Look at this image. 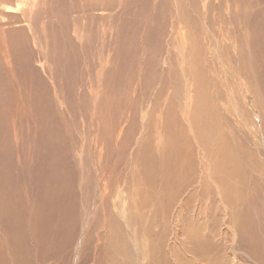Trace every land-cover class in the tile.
<instances>
[{"label":"rangeland","instance_id":"1","mask_svg":"<svg viewBox=\"0 0 264 264\" xmlns=\"http://www.w3.org/2000/svg\"><path fill=\"white\" fill-rule=\"evenodd\" d=\"M10 1L0 264H264V0ZM187 29L205 54L184 70L190 122L173 44ZM215 42L261 69L243 94Z\"/></svg>","mask_w":264,"mask_h":264},{"label":"bare ground","instance_id":"2","mask_svg":"<svg viewBox=\"0 0 264 264\" xmlns=\"http://www.w3.org/2000/svg\"><path fill=\"white\" fill-rule=\"evenodd\" d=\"M250 1V0H249ZM10 2H12V4L14 3V5H16L15 6V8L16 9H18V7H22L21 5L23 4V2H26L25 4L26 5H31L32 3H31V0L29 1V0H12V1H10ZM39 2V1H38ZM251 2V1H250ZM245 3V2H244ZM249 3V2H248ZM10 3H8V4H4V3H1L0 2V6H1V10H3L4 12H7V10H9V9H12V7L9 5ZM253 4H254V2H253ZM257 4V3H256ZM34 5H32V7H33ZM258 7V6H257ZM241 10V9H240ZM233 11V10H232ZM196 12V11H195ZM238 13H239V11H238ZM240 13H241V11H240ZM244 13V12H243ZM225 14V13H224ZM248 14V13H247ZM221 15H223L222 14V12H221ZM246 15V14H245ZM244 15V16H245ZM5 17V16H4ZM221 17V16H220ZM242 17V16H241ZM247 17V16H246ZM231 18H233V17H231ZM241 19V18H240ZM243 19V18H242ZM203 20V19H202ZM205 20V19H204ZM207 20H205V22H206ZM224 23H225V21H224ZM222 24V23H221ZM220 24V25H221ZM186 25V24H185ZM224 26V25H223ZM223 26L221 25V27L223 28ZM225 26H227L226 24H225ZM225 26H224V30L226 31L228 28L226 27L225 28ZM31 27V26H30ZM185 29V28H184ZM222 29V30H223ZM182 30H183V28H182ZM229 30V29H228ZM190 31V32H189ZM188 31V29L187 30H185V32H184V35H182L181 34V36H176V41H175V43H173L174 45H176V46H174V51L177 53V56L180 58V75H181V77H182V81H183V90L186 88V90H185V97H184V100H183V104H182V106H181V108L185 111V112H187V115H186V120L187 121H192V120H194V116H192L193 117V119L191 120L190 119V116H191V98H190V96H191V94H192V83L191 82H188V81H190V80H188L187 79V76H188V73H189V71H187V72H185L184 73V70H188V69H191V71H194V69H192V67H191V65L193 64V62L195 61V60H197L198 62H199V65H202V63L204 62V59H203V57L205 56V54L203 55V52L201 51V49H197V48H195L196 47V43L194 42V45H193V38H195V37H193L194 35L191 33L192 31L191 30H189ZM204 31V30H203ZM211 31V30H210ZM220 31V30H219ZM241 31V30H240ZM182 32V31H181ZM206 32H208L209 33V31H206ZM212 33V36L214 35L213 34V32H211ZM215 33V32H214ZM218 33V32H217ZM220 33V32H219ZM235 33V32H234ZM202 34V33H201ZM225 34H227V32H225ZM247 33L245 32V35H246ZM243 35H244V33H243ZM248 35H249V33H248ZM215 36V35H214ZM213 36V38L215 39L216 37H214ZM173 37V36H172ZM202 37V36H201ZM204 37V36H203ZM242 38H245V41L246 42H249V37L248 36H241ZM174 38V37H173ZM172 38V39H173ZM218 38V37H217ZM263 38V37H262ZM261 38V39H262ZM231 39V38H230ZM260 39V38H259ZM258 39V40H259ZM175 40V39H174ZM196 40V39H195ZM218 40V39H217ZM252 41V40H251ZM256 41H257V39H256ZM263 41V40H262ZM174 42V41H173ZM220 41H218V43H219ZM235 42H237L236 40H235V38L234 39H231L230 41H229V43L228 44H230V47H232V48H235L234 46H235ZM260 42V41H259ZM264 42V41H263ZM222 43L225 45V43L222 41ZM222 43H220V44H222ZM238 43V42H237ZM244 43V42H243ZM170 44V43H169ZM220 44H217V42H215L214 43V46H215V49H214V51L211 53V56H212V62L214 63V62H218L219 63V65H221L222 67H224L225 68V72L227 73V74H229L230 73V76L232 77V80H234L235 81V84H233V86L235 87V88H237L238 89V91H239V93L240 94H243L244 92H245V86H244V83H239L240 82V79H241V77H243L244 78V76L245 77H249L250 76V73L249 72H251L250 71V69L253 71V70H255V71H253V73H254V75H255V78H256V81H257V73L260 75V72H261V69H259L257 66H255L253 63H252V61H251V59L249 58V56H248V53L249 52H247V53H245V51H244V49H242V51L243 52H241V54L243 55V57L247 60V62H248V64H249V66H247V65H245V66H242V67H239V65H237V64H235V63H233L232 64V61H230L226 56H225V54H224V52H222L221 51V49H222V45H220ZM233 44H234V46H233ZM248 44V43H247ZM261 44V43H260ZM146 45V44H145ZM198 45V44H197ZM219 45V46H218ZM247 46V45H246ZM143 47V46H142ZM229 47V48H230ZM248 47V46H247ZM166 48V47H165ZM237 48V47H236ZM235 48V49H236ZM238 48H240V47H238ZM171 49V48H170ZM225 49V48H224ZM227 49V48H226ZM237 50V49H236ZM249 50V49H248ZM231 53H232V51H230ZM234 52V51H233ZM251 53V52H250ZM145 55V54H144ZM238 55H239V53H238ZM259 55V54H258ZM120 56V55H119ZM151 56V55H150ZM236 56H237V54H236ZM256 57V56H255ZM231 58H236L234 55L233 56H231ZM150 59V58H149ZM195 59V60H194ZM254 59V58H253ZM127 60V59H126ZM133 60V59H132ZM261 61V60H260ZM131 62V61H130ZM259 63V62H258ZM147 64V63H146ZM254 65V66H253ZM129 66V65H128ZM143 67V66H142ZM246 68H248V69H246ZM237 69H240L243 73H241L239 70H237ZM220 70V72L222 71L221 70V68L219 69ZM133 71V70H132ZM258 71V72H257ZM4 74V73H3ZM5 75V74H4ZM234 75H237L239 78L237 79V78H235V76ZM251 76H252V73H251ZM203 78V77H202ZM99 80V79H98ZM241 80H243V79H241ZM244 81V80H243ZM242 81V82H243ZM250 81H251V77H250ZM176 83V82H175ZM178 85V84H177ZM182 88V87H181ZM250 89L252 90V88L250 87ZM259 92H260V90H255V92H253L252 91V94L251 95H258L259 94ZM261 94H262V97L264 96V90L262 91V89H261ZM145 96H146V94H145ZM232 96L233 95H230V99L232 98ZM123 97V96H122ZM127 97V96H126ZM149 97V96H148ZM154 97V96H153ZM194 98H196V97H194ZM194 100V99H193ZM229 100V99H228ZM264 100V99H263ZM119 105V104H118ZM87 106V105H86ZM194 109V108H193ZM105 112V111H104ZM101 115V114H100ZM197 115V114H196ZM46 116V115H45ZM195 117H197V116H195ZM261 119H262V121L264 120V115L263 116H261ZM185 120V122L188 124V125H190V129H189V132L190 133H193V130H192V126H191V124L189 123V122H187ZM246 120H247V124H248V126L249 127H251L252 128V130L259 136V137H263V135H262V132L260 131V129H259V127H258V124H257V121L255 120V119H253L251 116H250V114L248 113L247 114V117H246ZM148 126V125H147ZM262 129H264V123H263V127H262ZM102 135V134H101ZM109 136V135H108ZM91 137V136H90ZM115 140V139H114ZM105 141V140H104ZM106 142V141H105ZM249 143H251V142H248V145H249ZM258 143V142H257ZM108 144V143H107ZM95 146V145H94ZM87 151V150H86ZM238 153H240V152H238ZM237 153V154H238ZM232 154H236V153H232ZM96 156V155H95ZM231 156V155H230ZM227 157V156H226ZM234 157H235V155H234ZM233 157V158H234ZM241 157V156H240ZM242 159V158H241ZM81 162V161H80Z\"/></svg>","mask_w":264,"mask_h":264}]
</instances>
